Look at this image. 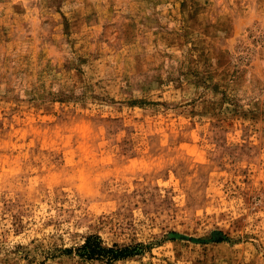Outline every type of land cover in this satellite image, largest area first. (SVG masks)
<instances>
[{
    "label": "rangeland",
    "instance_id": "obj_1",
    "mask_svg": "<svg viewBox=\"0 0 264 264\" xmlns=\"http://www.w3.org/2000/svg\"><path fill=\"white\" fill-rule=\"evenodd\" d=\"M0 264H264V0H0Z\"/></svg>",
    "mask_w": 264,
    "mask_h": 264
},
{
    "label": "trees",
    "instance_id": "obj_2",
    "mask_svg": "<svg viewBox=\"0 0 264 264\" xmlns=\"http://www.w3.org/2000/svg\"><path fill=\"white\" fill-rule=\"evenodd\" d=\"M93 239L97 240V237H95V236L87 237L86 240L84 241L85 243L82 245V248L86 249L87 253L89 255H91V254L100 255V253L102 251L109 250V251L113 252L112 256L109 257L110 259H115L117 257L122 256L120 254L121 249L117 248V250H114V248H112V247H110V248L101 247V244L99 245V242L98 243L97 242L96 243L90 242V241H93Z\"/></svg>",
    "mask_w": 264,
    "mask_h": 264
}]
</instances>
